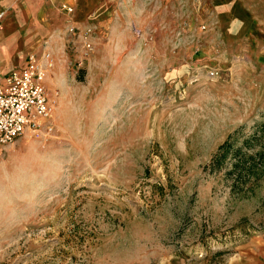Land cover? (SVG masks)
Masks as SVG:
<instances>
[{"label": "rangeland", "instance_id": "rangeland-1", "mask_svg": "<svg viewBox=\"0 0 264 264\" xmlns=\"http://www.w3.org/2000/svg\"><path fill=\"white\" fill-rule=\"evenodd\" d=\"M207 3L187 0L196 29H92L88 52L67 21L16 29L10 67L50 53L53 115L0 156V264H240L264 243V174L206 166L264 119V0L249 26L232 3L227 36Z\"/></svg>", "mask_w": 264, "mask_h": 264}, {"label": "crops", "instance_id": "crops-1", "mask_svg": "<svg viewBox=\"0 0 264 264\" xmlns=\"http://www.w3.org/2000/svg\"><path fill=\"white\" fill-rule=\"evenodd\" d=\"M235 1L207 3L213 13L209 17L211 24L226 36L238 18L232 6ZM242 2V20L249 26L255 17L256 0ZM64 4L71 5L73 12L63 10ZM0 9L5 11L0 28V80L11 69L25 64L27 52L10 67L9 42L16 29H61L66 21L78 29H196L197 25L196 12L187 6V0H0ZM29 52L42 53L35 49ZM241 260L240 264H264V243Z\"/></svg>", "mask_w": 264, "mask_h": 264}, {"label": "built area", "instance_id": "built-area-1", "mask_svg": "<svg viewBox=\"0 0 264 264\" xmlns=\"http://www.w3.org/2000/svg\"><path fill=\"white\" fill-rule=\"evenodd\" d=\"M62 9L73 12L71 5L64 4ZM5 11L0 9V28ZM71 34H78L83 40L85 52L92 49V28L78 29L74 24L68 25ZM51 66L49 52H29L25 64L11 69L0 80V156L5 147L26 131H37L49 125L53 115L45 84L47 71ZM216 72L210 71L214 76Z\"/></svg>", "mask_w": 264, "mask_h": 264}, {"label": "trees", "instance_id": "trees-1", "mask_svg": "<svg viewBox=\"0 0 264 264\" xmlns=\"http://www.w3.org/2000/svg\"><path fill=\"white\" fill-rule=\"evenodd\" d=\"M242 127L229 134L212 154L207 168L227 169L233 186L247 188L251 179L264 174V119L255 122L250 131Z\"/></svg>", "mask_w": 264, "mask_h": 264}]
</instances>
